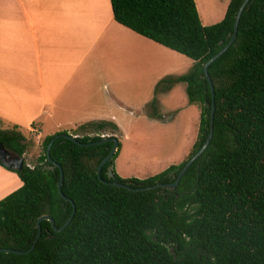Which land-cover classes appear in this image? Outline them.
I'll use <instances>...</instances> for the list:
<instances>
[{
	"label": "trees",
	"instance_id": "trees-1",
	"mask_svg": "<svg viewBox=\"0 0 264 264\" xmlns=\"http://www.w3.org/2000/svg\"><path fill=\"white\" fill-rule=\"evenodd\" d=\"M242 2L230 0L219 22L203 25L195 0H110L116 22L193 60L187 73L162 78L155 92L184 82L189 103L200 106V119L181 163L144 179L122 178L114 167L119 142L101 169L103 180L137 189L176 180L209 134L212 95L203 66L231 38ZM208 73L214 87L212 138L174 189L128 190L104 183L96 171L113 142L88 146L58 137L50 156L62 168L61 189L75 205L74 216L61 232L41 220L34 249L22 255L0 252V264H264V0L249 1L234 42ZM151 110L158 118L156 98ZM107 128L113 131L109 137L117 138V126L108 121L76 129L94 135H72L95 142ZM58 134L68 132L47 135L32 167L9 169L22 185L0 200V248L27 250L41 216H51L58 228L70 216L72 204L59 194L60 169L46 154ZM0 143L19 155L28 148L17 126L0 128Z\"/></svg>",
	"mask_w": 264,
	"mask_h": 264
},
{
	"label": "crops",
	"instance_id": "crops-1",
	"mask_svg": "<svg viewBox=\"0 0 264 264\" xmlns=\"http://www.w3.org/2000/svg\"><path fill=\"white\" fill-rule=\"evenodd\" d=\"M98 3L0 0L1 129L40 134L56 109L62 117L84 119L110 111L112 120L115 106L125 110L119 89L129 82L131 47L144 36L116 22L106 1L102 8ZM21 185L15 172L0 165V200Z\"/></svg>",
	"mask_w": 264,
	"mask_h": 264
},
{
	"label": "rangeland",
	"instance_id": "rangeland-1",
	"mask_svg": "<svg viewBox=\"0 0 264 264\" xmlns=\"http://www.w3.org/2000/svg\"><path fill=\"white\" fill-rule=\"evenodd\" d=\"M99 6L109 0H98ZM230 0H195L203 25L219 22ZM116 24V22H115ZM117 25V24H116ZM131 36L134 32H129ZM138 45H132L129 60V82L125 89L120 87L121 100L125 110L114 112L116 120L110 119V111L98 119L82 117H62L56 109L53 117L46 121L41 133L30 132L25 128L21 134L28 140L24 154L25 163L33 166L42 152V143L47 134L67 131L82 135H94L92 130H76L79 125L112 120L118 128L120 152L114 167L122 178L144 179L153 176L172 164L181 163L190 153L195 142L200 119V106L191 104L186 95V84L181 83L165 92H155L157 83L165 76H178L187 73L193 61L186 56L169 50L145 37ZM127 70L125 68V77ZM156 98L159 117L151 115V102ZM57 124H61L57 126ZM107 128L101 136L112 135ZM116 134V133H114Z\"/></svg>",
	"mask_w": 264,
	"mask_h": 264
},
{
	"label": "water",
	"instance_id": "water-1",
	"mask_svg": "<svg viewBox=\"0 0 264 264\" xmlns=\"http://www.w3.org/2000/svg\"><path fill=\"white\" fill-rule=\"evenodd\" d=\"M250 0H243V2L241 3L237 13H236V16H235V21H234V30H233V34L231 36V38L229 39V41L227 42V44L220 50L218 51L216 54H214L213 56H211L204 64L203 66V70H204V74L208 80V83H209V86H210V91H211V95H212V109H211V118H210V131H209V134L204 142V144L198 149V151L190 158L188 159V161L185 163V165L183 166V168L181 169V171L179 172L178 174V177L176 178V180L173 182V183H167V184H157L155 186H149V187H146V188H132L130 187L128 184H122V183H119L117 181H112V182H107L105 180L102 179L101 177V169L102 167L112 158V156L114 155V153L117 151L118 149V139L115 138V137H109V136H103V138L99 141H95V142H87V143H83V142H80L79 140H77V137L68 133V134H58L56 135L55 137H53L51 139V141L49 142L48 144V147H47V150H46V154H47V159L48 161L58 167L60 169V174H61V177H60V181L58 183V189H59V194L60 196L65 199V200H69L72 204V212L70 214V216L67 218V220L62 224L61 227H56L55 223H54V220L51 216L49 215H43L41 216L38 220H37V229H38V233L33 241V244L31 245V247L27 250H14V249H10V248H0V252H4V253H15V254H19V255H22V254H28L30 253L39 237H40V221L41 220H47L50 222L51 224V227L52 229L55 231V232H61L62 230H64L67 225L70 223L71 219L73 218L74 216V213H75V205L73 203L72 200H70L69 198H67L63 192H62V189H61V184H62V180H63V171H62V168L60 167L59 164L55 163L51 156H50V148L52 146V144L54 143V141L58 138V137H65L67 139H70L71 141L79 144V145H98V144H102V143H106V142H113V145L111 147V150L109 151V153L101 160L100 164L98 165L97 167V176H98V179L104 183H109L113 186H116V187H122V188H125V189H128V190H151V189H154V188H169V189H174L178 183L180 182L182 176L184 175V173L187 171V169L192 165V163L197 159L199 158V156L205 151V149L208 147V145L210 144V141H211V138H212V134H213V115H214V109H215V106H214V87H213V83H212V80L209 76V73H208V67L210 66L211 63H213L218 57H220L228 48L229 46L234 42L236 36H237V30H238V25H239V20H240V17L243 13V10L244 8L246 7V5L249 3ZM0 162L3 164L4 167L8 168V169H11L13 171H20L24 164H25V158H24V155H19L15 152H12L8 149L5 148V146L0 143ZM113 177V173L112 171L109 169L108 171V178H112Z\"/></svg>",
	"mask_w": 264,
	"mask_h": 264
}]
</instances>
